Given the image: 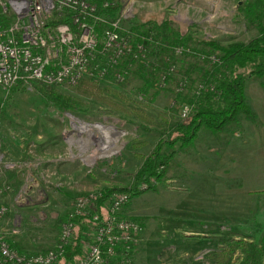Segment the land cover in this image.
Segmentation results:
<instances>
[{
  "label": "rangeland",
  "instance_id": "374dc122",
  "mask_svg": "<svg viewBox=\"0 0 264 264\" xmlns=\"http://www.w3.org/2000/svg\"><path fill=\"white\" fill-rule=\"evenodd\" d=\"M121 1L132 7L125 32L146 35L147 23L166 21L190 36L186 46L176 45L190 50L203 38L229 43L256 37L247 4L258 5L264 26V0ZM206 67L192 53L149 45L145 63L124 57L104 77L85 78L97 84L92 95L81 94L79 83L54 87L74 99L71 111L58 109L34 86L0 88V205L7 208L0 234L21 251H45L77 196L131 187L143 157L186 119L182 98ZM122 68L127 78L117 82L114 72ZM259 80L246 83L249 104L256 105L264 90ZM85 125L114 127L109 138L117 136L116 146H106L102 131L77 129ZM6 162L17 167L7 169ZM124 210L141 222V240L129 263L118 255L111 264H246L230 239H264V116L240 115L217 133L200 129L170 160L155 189L131 198Z\"/></svg>",
  "mask_w": 264,
  "mask_h": 264
},
{
  "label": "built area",
  "instance_id": "2783aa9c",
  "mask_svg": "<svg viewBox=\"0 0 264 264\" xmlns=\"http://www.w3.org/2000/svg\"><path fill=\"white\" fill-rule=\"evenodd\" d=\"M109 5L104 1L101 6ZM97 9L93 0H0L1 13L11 19L7 26H0V88L7 90L17 84L29 88L33 83L76 86L85 78L104 77L109 68L117 66L124 57L145 63L148 46H157V41L150 35L132 36L125 32L122 24L132 17L131 5L123 4L115 18L99 14ZM53 10L68 11L71 24L47 26ZM97 25H103L101 32L97 31ZM173 50L175 54L191 53L181 46ZM127 75V68L114 72L117 82H123ZM196 87L199 90L200 85ZM190 111L191 106L184 105L181 117L186 118ZM4 167L17 166L6 162ZM140 188L146 189L147 185L142 184ZM99 196L100 192L76 197L60 227L57 241L45 251L14 249L0 234V264H111L118 255L129 263L132 248L141 240L142 226L138 219L124 211L130 200L127 192H114L101 211L91 213V222L82 232L81 254L62 261L75 233V219L89 216L90 205ZM6 211L7 208L0 205V217Z\"/></svg>",
  "mask_w": 264,
  "mask_h": 264
},
{
  "label": "trees",
  "instance_id": "16d2710c",
  "mask_svg": "<svg viewBox=\"0 0 264 264\" xmlns=\"http://www.w3.org/2000/svg\"><path fill=\"white\" fill-rule=\"evenodd\" d=\"M93 1L98 6L97 11L99 14L111 18L117 17L123 6L121 0ZM104 1L110 3L107 8L101 6ZM245 8L246 17H250L254 21L258 35L246 41L229 43L203 38L198 41L200 48L192 47V55L203 58L207 63V67L197 84L200 85L199 90L195 86L190 95L182 98L187 105L191 106L189 115L177 126L171 137L160 138L152 152L143 157L142 163L134 174L131 187L103 189L100 191L98 199L90 205L89 216L75 219V233L70 245L65 249L63 262L81 254L82 232L85 226L88 227L91 222V213L101 211L105 202L114 192H127L131 199L141 195L146 190H154L155 186L163 179L170 160L177 151L193 143L200 129L217 133L223 131L231 123L236 122L240 115L250 120L255 118V114L246 102L245 85L250 79L264 77V26L261 22V16L256 14L257 4H247ZM69 16L70 14L66 10L61 12L53 10L47 20V26L55 28L60 23L71 24ZM10 20V16H3L0 11L1 27L7 26ZM146 25L149 29L147 31L149 33L146 35L150 33L153 35L160 52L170 50L176 45L186 46L187 42L192 40L190 36L172 29L166 21L147 23ZM96 29L101 32L103 25H97ZM142 67L144 68V66ZM146 82H150L152 85L150 80L146 79ZM33 86L58 109L71 111L75 108L74 99L55 91L54 86H44L39 83H33ZM78 86L80 87V93L83 95H92L93 92L98 91L97 84L93 80L83 79ZM145 91L146 89L143 88L144 93ZM142 184H146L147 188L141 189ZM66 219L67 214L62 216L59 221L64 223ZM230 240L243 251L242 256L246 264H264V239H261L260 243H255L253 240L246 238L235 239V237H232ZM10 245L12 248L20 250L14 245ZM112 262L113 260L110 261V263Z\"/></svg>",
  "mask_w": 264,
  "mask_h": 264
},
{
  "label": "bare ground",
  "instance_id": "6f19581e",
  "mask_svg": "<svg viewBox=\"0 0 264 264\" xmlns=\"http://www.w3.org/2000/svg\"><path fill=\"white\" fill-rule=\"evenodd\" d=\"M79 129L80 131H86V132H90L91 129H96V130H99V131H102L103 134V137L102 139L105 141V144L106 146H110V147H115L116 146V142H117V136L115 139H110V135L111 133L116 134V131H115V128L114 127H104V126H101V125H96V126H82L81 128H77ZM116 150V149H113V151ZM104 151H107V153H110V151L108 149H102V152ZM112 152V151H111Z\"/></svg>",
  "mask_w": 264,
  "mask_h": 264
},
{
  "label": "crops",
  "instance_id": "0c3cea01",
  "mask_svg": "<svg viewBox=\"0 0 264 264\" xmlns=\"http://www.w3.org/2000/svg\"><path fill=\"white\" fill-rule=\"evenodd\" d=\"M260 79H264V77H260ZM262 81H264V80H259V83L264 84V82H262ZM245 87H246V85H245ZM247 104L250 106L251 110L255 114V117H256V115L258 116V114L264 116V90L263 89L259 90V98H257V100H256V105H252L251 103L250 104L247 103Z\"/></svg>",
  "mask_w": 264,
  "mask_h": 264
}]
</instances>
